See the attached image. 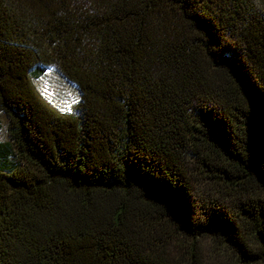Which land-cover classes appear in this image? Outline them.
<instances>
[{
  "label": "trees",
  "instance_id": "1",
  "mask_svg": "<svg viewBox=\"0 0 264 264\" xmlns=\"http://www.w3.org/2000/svg\"><path fill=\"white\" fill-rule=\"evenodd\" d=\"M0 113V264H264V0H0Z\"/></svg>",
  "mask_w": 264,
  "mask_h": 264
},
{
  "label": "rangeland",
  "instance_id": "2",
  "mask_svg": "<svg viewBox=\"0 0 264 264\" xmlns=\"http://www.w3.org/2000/svg\"><path fill=\"white\" fill-rule=\"evenodd\" d=\"M35 91L41 100L55 112L62 115L72 113L73 107L78 102L76 89L64 80L54 69H47L43 75L32 82ZM7 141L6 119L0 113V142ZM191 181L197 194L202 189V182L198 175L189 172Z\"/></svg>",
  "mask_w": 264,
  "mask_h": 264
}]
</instances>
